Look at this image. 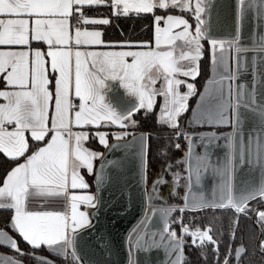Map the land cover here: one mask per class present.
<instances>
[{
	"label": "snow or ice",
	"instance_id": "6c2138e0",
	"mask_svg": "<svg viewBox=\"0 0 264 264\" xmlns=\"http://www.w3.org/2000/svg\"><path fill=\"white\" fill-rule=\"evenodd\" d=\"M211 3L212 0H0V153L14 162L23 158L0 182V209L13 212L9 227L33 252L24 253L3 230L0 246L9 247L18 256L30 255L39 264H50L46 258L34 255L41 247L61 257H66L71 249L73 264H80L77 234L90 223L89 213L80 208H95L97 203L81 170L95 175L100 191L111 182L107 169L118 164L107 161L103 153L86 148L85 143L95 139L111 152L127 147L120 141L129 136L133 137L132 143L138 140V174L146 184V137H136L128 129L137 126V113L154 112L159 98L157 123L174 130L177 138L189 139L181 131L180 121L189 111L190 98L196 95L195 84L188 81H195L200 75L205 42L213 70L208 81L211 88L206 87L200 94L192 117L201 126L232 128L225 137L228 150L223 164L215 168L223 178L219 194L214 193L211 202L203 197L189 198L193 186V150L189 148L184 205L150 208L145 221L133 229L129 242H134L137 251L162 249L167 264H185L186 237H190L193 247L212 245L218 257L219 242L211 234V227L192 230L183 224L182 217L170 220L176 211L206 207L234 210L237 220L230 239L235 241L239 215H247L252 201H264V91H258L264 85V72H257L255 56L244 62V54L250 49L242 46L240 35L249 16L264 20V0H235L238 34L228 41L215 38L202 18L209 13ZM100 6L111 7L112 16L117 18L151 15L152 40L105 41L98 26L109 25L111 20L90 18L85 13L86 8ZM188 17L195 23H190ZM252 40L264 53V32L254 34ZM34 43L45 48L33 47ZM233 51L235 71L230 66ZM245 73H251V83L234 84ZM109 81L118 82L129 99L114 105L108 99ZM241 109L257 116L247 135ZM110 138L117 143L109 144ZM207 139L211 142L214 137ZM237 156L241 166L247 164L261 176L258 183L243 182L238 195L233 185ZM97 159L101 161L99 170L95 166ZM201 159L196 157L197 161ZM175 177L178 179L179 174ZM200 182L201 169L196 167L195 184ZM164 183L161 176L154 180L147 191L149 201L162 199L159 189ZM30 199H39L41 210H30ZM53 200L62 202L63 210L45 207ZM157 212L163 224L154 232L147 225ZM172 223L180 224L179 235ZM256 223L264 237V210H257ZM258 248L264 253V238ZM234 251L235 255L230 246L223 264H240L246 248L241 244ZM0 264L23 262L16 257H3ZM129 264L136 262L130 259Z\"/></svg>",
	"mask_w": 264,
	"mask_h": 264
},
{
	"label": "water",
	"instance_id": "95a60500",
	"mask_svg": "<svg viewBox=\"0 0 264 264\" xmlns=\"http://www.w3.org/2000/svg\"><path fill=\"white\" fill-rule=\"evenodd\" d=\"M234 5L235 0H212L208 6L210 11L207 13V22L215 38L234 39L237 36ZM108 94L114 105L122 104L129 99L116 81H110ZM132 133L136 137L141 134L146 137L147 164L148 133L144 130ZM210 133L212 131L206 129L191 133L189 145L194 146L199 135ZM132 141L133 137L129 136L120 141L121 145H128L127 147H120L111 152L104 148L101 152L107 161H117L118 164L116 168L107 169L111 182L103 185L100 191L97 190L94 175L96 207L85 208L89 213L90 223L89 226L80 229L77 234L76 251L80 257V264H129L130 259L136 264H167L162 249L151 252L137 251L136 248L134 249V242L131 245L129 242L133 229L145 221L150 208L157 210L164 208L158 202L149 201L147 197V191L151 190L147 184L148 180L145 184L138 174L136 154L140 143L138 140L135 143ZM114 143H117L114 139L109 142V144ZM100 163L98 159L96 170H99ZM259 181V171H252L251 182L258 183ZM162 224L163 221L157 212L155 216L150 217L147 227L158 231ZM37 257L46 258L50 264H57V261L49 255L40 254Z\"/></svg>",
	"mask_w": 264,
	"mask_h": 264
},
{
	"label": "trees",
	"instance_id": "16d2710c",
	"mask_svg": "<svg viewBox=\"0 0 264 264\" xmlns=\"http://www.w3.org/2000/svg\"><path fill=\"white\" fill-rule=\"evenodd\" d=\"M113 9L107 6L100 7H91L86 8V15H103L109 16L111 23L109 25L103 26V36L105 40H131V41H151L153 36V17L151 15H142L140 17L129 16V17H113ZM158 15L163 14L157 12ZM179 14V13H173ZM190 23H195L191 17H188ZM208 44L204 43V57L200 62V75L194 81L197 92L193 99H196L199 92L203 88L205 81L210 75V61H209V51ZM1 85V84H0ZM159 112V101L154 112L145 114L143 111L137 113L134 116V119L137 121V126L134 128H129V132H135L144 130L148 133V144H147V180L148 186L155 177L163 172L166 167L171 165V169L177 168L181 165V158L184 153V146L177 148L176 145L179 144V140L182 138H177L176 132L170 129L167 126H161L157 123V114ZM196 129L199 132L202 127L196 125ZM113 139H109V142ZM31 143V141H30ZM85 145L90 148L92 151L101 153L104 150V147L101 146L95 139H89ZM166 153V154H165ZM23 161V158L20 161H12L8 159L3 153H0V182L6 176L7 172L12 169L16 163ZM98 159L95 161V166ZM84 177L87 179L90 187V191H95L94 186V175H88L86 171L83 170ZM167 175V174H166ZM165 175V176H166ZM168 180L171 179L170 175L166 176ZM2 183H0V186ZM177 194L179 195V189L172 196L169 195L170 200H175L177 202ZM172 195V194H171ZM176 195V196H175ZM176 198V199H175ZM181 201V198H180ZM174 202V201H173ZM257 200L252 203L250 212L254 209ZM264 203V201H261ZM175 217H182L183 223L191 221L193 224H200L203 226H209L212 228V235L219 242V256L214 253L213 246L208 245L207 247L201 249L199 247H193L191 243L187 245L186 248V259L185 264H217V259L219 262L222 260V256L228 251L229 247L233 249V252L238 244H240L244 237L248 236L249 241L252 246L256 241L258 235V229L253 224L250 217L246 215H239L238 217V226L236 227L235 241L233 242L230 239V233L233 228V222L237 220V215L234 210L231 209H217V208H204V210L197 211H185L180 213L176 211ZM13 215V212L10 210L0 209V229L8 230L10 233L16 236L19 248L26 254L32 253V248L23 241V239L14 232L10 227V219ZM180 215V216H179ZM177 226L178 223H175ZM264 238V237H263ZM1 250L12 251L7 246H0ZM15 252V251H14ZM50 254V251L45 247H41L39 250L35 251L34 255L40 254ZM14 254L18 259L23 260L27 263H39L37 260L32 259L30 255L18 256ZM224 255V256H225ZM263 258L258 259L253 257L246 264H264ZM58 264H73L71 253L66 257H60ZM221 264V263H220Z\"/></svg>",
	"mask_w": 264,
	"mask_h": 264
},
{
	"label": "crops",
	"instance_id": "0c3cea01",
	"mask_svg": "<svg viewBox=\"0 0 264 264\" xmlns=\"http://www.w3.org/2000/svg\"><path fill=\"white\" fill-rule=\"evenodd\" d=\"M90 18H108L110 19L109 16H103V15H88ZM207 21V14H205L203 17ZM190 22V21H189ZM99 30L103 32V26H98ZM91 30V26H90ZM260 32H264V20H253L251 16H249L248 19L244 21V27L242 33H240L242 37V46L250 49L247 53L244 54V62H249L250 58L255 56L257 59V72H264V53H260L258 50V46L253 43V36L254 34H258ZM238 34V32H237ZM104 39V36H103ZM105 40V39H104ZM220 40H232V39H220ZM107 42H122V41H131V40H105ZM132 42H147V41H132ZM33 47H39V48H45V45L39 44V43H34ZM256 48V51H252L251 49ZM119 50V49H117ZM230 66L233 71H235L236 68V53L233 51L231 53V58H230ZM213 76V70L212 66L210 65V75L205 81V84L201 91L199 92L198 96L196 97V102L195 106L193 109L196 108L199 100H200V94L205 92L206 87L211 88V85L208 84V81L212 78ZM252 76L251 73H245L240 76L238 80L234 82V84H240V83H251ZM192 80H189L188 82H191ZM193 82V81H192ZM194 83V82H193ZM195 84V83H194ZM110 85V81H109ZM159 86V85H157ZM196 87V85H195ZM0 88H3V84L0 85ZM186 88H182V91H186ZM258 91H264V85L260 86ZM196 92H197V87H196ZM108 99L110 100L109 94H108ZM159 101V98H158ZM214 103V101H213ZM114 104V103H113ZM241 112L244 116V119L246 120V131L245 135H247V129H250L253 126V123L256 121L257 116L256 114L247 111L245 109H241ZM190 118H192V113H190ZM198 127H202V129H206L209 131H212L210 134H201L198 136L196 143L194 146L191 147L190 144V136L188 139V148L184 151V157L181 159V166H183V174L185 175V178L183 177V181L180 180V184L178 186V183L172 181V179L175 178L173 176L175 174L172 172L170 175L173 176L172 179L169 181V185L167 186V189L165 192L171 191L173 194L176 193L178 189L182 186V188H185V194L188 191L186 188V184L188 183L187 177H188V172L186 171L188 165H187V160H188V151L189 148L193 150V186L191 189V192L189 193V198L190 199H196L199 200L201 197H203L206 201L211 202L214 193L219 194V186L223 182V178L218 175L215 172V168L218 165H222L224 158H225V153L227 152V141L225 140V137L232 132L231 127L227 126H217V127H210L208 125L201 126L200 124L194 122ZM74 131H77L78 129H73ZM208 137H214L211 142L207 139ZM86 148H88L86 145H84ZM90 149V148H88ZM91 150V149H90ZM199 156L202 159L197 161L196 157ZM23 162V161H22ZM20 162V163H22ZM203 162H207L208 165L203 166ZM234 164H236L239 167L240 170V176L243 177L242 183L243 182H251L252 179V169L250 168L249 165L245 164L243 166L240 165L238 161V156L234 160ZM16 166V165H15ZM14 166V167H15ZM199 167L201 169V182L200 184H195V168ZM11 170V169H10ZM9 170V171H10ZM8 171V172H9ZM7 172V173H8ZM81 174H83V170H81ZM260 174V172H259ZM85 178V177H84ZM261 179V176H260ZM87 181V179L85 178ZM88 182V181H87ZM182 182V183H181ZM89 184V183H88ZM234 185V183H233ZM2 186V185H1ZM90 191V189H89ZM92 195L95 196V191H90ZM162 199H152L154 202H158L161 205L166 204L170 206L172 204V201L169 199V196L165 193H161ZM185 196V195H184ZM184 202V200H182ZM41 201L39 199H30L28 202V208L33 211L41 210ZM184 205V204H183ZM45 207L54 210H63V204L62 202L59 201H50ZM85 210L86 207L82 206ZM86 211V210H85ZM11 220V219H10ZM5 232H7L11 237H13L16 241V236L12 233H10L8 230L0 229ZM15 232V231H14ZM3 257H16L12 253H5L3 250L0 249V258ZM17 258V257H16ZM18 259V258H17ZM20 260V259H19ZM23 264H28L27 262L23 261Z\"/></svg>",
	"mask_w": 264,
	"mask_h": 264
},
{
	"label": "flooded vegetation",
	"instance_id": "af4514ba",
	"mask_svg": "<svg viewBox=\"0 0 264 264\" xmlns=\"http://www.w3.org/2000/svg\"><path fill=\"white\" fill-rule=\"evenodd\" d=\"M195 96V95H194ZM194 96H192L191 98H190V100H189V111L187 112V113H185V114H183V116H182V118H181V121H180V124H181V131L182 132H184L188 137H189V135L191 134V133H196V131H198L196 128V124H194V122H193V120H192V118H190V113H192V109L194 108V106H195V102H196V99H193V97ZM181 140H179V145H180V147H182L183 145H185L184 147V151L186 150V148H188V140L187 139H185L184 138V136H181ZM184 154L185 153H183V157H184ZM182 157V158H183ZM181 158V159H182ZM183 166H181V165H179L177 168H174V169H168V167H166V169H164L163 170V172H161V173H159L156 177H155V179L158 177V176H160V175H162L161 177H163V179L166 181V183H164V184H162L161 186H160V189H159V191H160V193H165V194H170V196H172L173 197V193L171 192V191H168V192H165L166 191V189H167V186L169 185L168 183H169V181L172 179V177L173 176H175V174L178 172V173H183ZM175 171H177V172H175ZM174 173L175 172V174L173 175V176H171L170 174L171 173ZM170 175L171 176V179L170 180H168L167 179V175ZM166 175V176H165ZM154 179V180H155ZM183 179V177H181L180 178V180H182ZM154 180H152L151 181V183L149 184V187L151 188V185H152V183L154 182ZM174 179H172V181H173ZM183 181V180H182ZM182 183V182H181ZM185 188H182V186L180 187V189H179V195L177 194V202L175 201V200H173L172 201V204H170V206H175V207H177V208H179V207H182L183 206V204H184V202L182 201L183 199V197H184V195H185V190H184ZM172 194V195H171ZM169 196V195H168ZM180 198H181V201H180ZM169 199H170V197H169ZM176 199V198H175ZM252 203H254V201H252L251 203H250V205H249V208L251 209V207H252ZM161 207H164V208H167V207H169L168 205H165V204H163V205H161ZM257 210H264V203H261V201H259V200H257V202H256V204H255V207H254V209L250 212H248L247 213V215L246 216H248V217H250V219L252 220V222H253V224L256 226V228L258 229V235H257V237H256V241H255V243H254V245L252 246V244H251V242L249 241V237L248 236H246V237H244L242 240V242L240 243V244H238L237 246H236V248L238 247V246H240L241 244L246 248V255H244L243 256V258H242V260H241V262H240V264H246V263H248L249 261H250V259L251 258H253V257H257L258 259H261V258H263V257H261V256H264V253H262L260 250H259V248H258V242L260 241V239H262L263 237L261 236V231H260V229H259V227H258V224L256 223V213H257ZM187 211H189V210H187ZM190 211H192V210H190ZM175 213V212H174ZM173 213V215H172V217L170 218V220L171 221H177L180 217H178V216H176L175 217V214ZM180 216V215H179ZM185 226H188L190 229H192V230H194L195 228H197V227H199V228H201L202 230L203 229H206L207 227H209L208 225L207 226H203V225H200V224H193V223H191V221H188V222H185V223H183ZM171 227L172 228H174L176 231H177V233H178V235L180 234V232H181V228H180V224L178 223V225L176 226L175 225V223H172V225H171ZM151 231H157V230H151ZM157 239H158V237H157ZM186 239V241H187V243H186V245H185V247H184V254H185V259H186V248H187V245L189 244V243H191V239H190V237H186L185 238ZM235 248V249H236ZM134 249H135V246H134ZM4 251V250H3ZM5 253H15L14 251H4ZM233 255H235V251L232 253ZM45 255V254H44ZM46 255H49V256H51L53 259H55L56 261H57V264H58V261H59V258L61 257V256H57V255H53L51 252H50V254L48 253V254H46ZM225 255V254H224ZM222 256V260H221V264H223V259L225 258V256ZM219 256V255H218ZM28 264H31V263H28ZM34 264H36V263H34Z\"/></svg>",
	"mask_w": 264,
	"mask_h": 264
},
{
	"label": "rangeland",
	"instance_id": "374dc122",
	"mask_svg": "<svg viewBox=\"0 0 264 264\" xmlns=\"http://www.w3.org/2000/svg\"><path fill=\"white\" fill-rule=\"evenodd\" d=\"M194 82V81H193ZM192 81H191V83H193ZM205 165H208V163L207 162H203V166L205 167ZM176 174H179V177H178V179L175 177L174 178V182H176V183H178V186H179V184H180V178L181 177H184L185 178V175L183 174V173H176ZM160 176H162V175H160ZM242 180H243V177H241L240 176V170H239V167L236 165V164H234V178H233V183H234V193L235 194H239V192H238V189H239V187L242 185ZM189 194V193H188ZM80 210L81 211H85L84 210V208L81 206V208H80ZM174 229V228H173ZM175 230V229H174ZM176 231V230H175ZM177 232V231H176ZM71 251V250H70ZM36 264H39V263H36Z\"/></svg>",
	"mask_w": 264,
	"mask_h": 264
}]
</instances>
